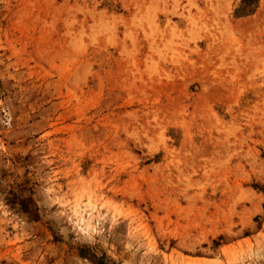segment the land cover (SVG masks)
<instances>
[{
  "label": "rangeland",
  "instance_id": "obj_1",
  "mask_svg": "<svg viewBox=\"0 0 264 264\" xmlns=\"http://www.w3.org/2000/svg\"><path fill=\"white\" fill-rule=\"evenodd\" d=\"M0 264H264V0H0Z\"/></svg>",
  "mask_w": 264,
  "mask_h": 264
}]
</instances>
